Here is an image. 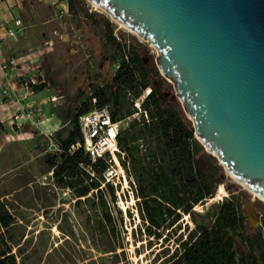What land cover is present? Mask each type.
<instances>
[{"label": "rangeland", "instance_id": "rangeland-1", "mask_svg": "<svg viewBox=\"0 0 264 264\" xmlns=\"http://www.w3.org/2000/svg\"><path fill=\"white\" fill-rule=\"evenodd\" d=\"M11 1L16 11L13 18H20L23 25L16 37L22 39L20 47L32 53V64L51 81L47 89L56 99L50 98L47 108L57 115L54 118L57 122L49 124L47 129L52 130L59 146L74 129L72 122L63 123L68 109L75 114L92 91L112 79L122 60L121 53L109 41L106 21H110L118 42L136 45L150 67L157 66V49L150 41L113 20L89 0H75V11L69 8L68 0ZM30 20L37 27H29ZM41 20L49 21L43 25ZM50 33L51 43L48 42ZM152 82L166 101L176 102L184 112L174 84L168 78L159 71ZM151 90L148 88L145 94ZM135 119L142 120L141 111L122 121L121 128L129 129ZM141 125L136 124L130 131H136ZM25 126L19 124L7 130L0 125V194L16 219L14 252L19 264H161L173 255L180 240L186 239L194 227L191 218L184 215L175 228L162 229L161 238H148L137 207L139 199L132 190L134 178L119 158L106 172V180L116 187L115 205L107 192V206H102L92 193L77 198L72 190L58 187L52 172L45 173L43 157L49 152L47 136L25 132ZM138 143L143 144L140 146L143 151L149 152L153 146L152 140L145 137ZM203 149L219 168L223 182L217 185L213 197L195 209L208 211L223 198L235 194L244 203V209L246 203H252L260 222L264 216V199L229 175L218 158ZM121 156L129 159L124 153ZM108 214L116 223L114 232L104 227ZM248 224L251 229L249 220Z\"/></svg>", "mask_w": 264, "mask_h": 264}, {"label": "trees", "instance_id": "trees-1", "mask_svg": "<svg viewBox=\"0 0 264 264\" xmlns=\"http://www.w3.org/2000/svg\"><path fill=\"white\" fill-rule=\"evenodd\" d=\"M68 4L75 11V0H68ZM105 28L109 41L122 55L120 65L112 79L92 91L75 114L68 109L63 123L72 122L74 129L61 140V151L44 155L45 173L52 172L55 184L72 190L77 198L92 193L100 205L107 206V192L115 205L116 187L106 180L111 163L105 157L93 161L81 146L79 117L106 105L114 121L122 122L141 111L142 120L135 119L132 129L120 128L118 158L134 178L132 190L139 199L137 207L144 221V233L148 238L159 239L162 229L175 228L184 215L194 224L173 255L161 264H264V216L252 233L243 202L235 194L223 198L208 211L195 209L213 197L217 185L223 182L219 168L203 152L192 121L176 102L166 101L153 84L152 78L159 75L158 67H150L136 45L118 42L110 21L105 22ZM30 86L33 91L45 89L44 85ZM148 88L152 90L146 95ZM137 100H141V109L135 105ZM140 123L136 131H130ZM142 137L152 140L149 152L143 151L140 147L143 144L138 143ZM123 153L128 160L123 159ZM3 196L0 194V264H19L14 252L17 223ZM104 227L112 232L116 229L109 214Z\"/></svg>", "mask_w": 264, "mask_h": 264}, {"label": "water", "instance_id": "water-1", "mask_svg": "<svg viewBox=\"0 0 264 264\" xmlns=\"http://www.w3.org/2000/svg\"><path fill=\"white\" fill-rule=\"evenodd\" d=\"M89 1L156 47L196 139L264 199V0Z\"/></svg>", "mask_w": 264, "mask_h": 264}, {"label": "crops", "instance_id": "crops-1", "mask_svg": "<svg viewBox=\"0 0 264 264\" xmlns=\"http://www.w3.org/2000/svg\"><path fill=\"white\" fill-rule=\"evenodd\" d=\"M30 5H33L32 2ZM13 15H16V11L12 7V1L0 0V24L5 21L13 23ZM30 21L31 24L29 27H37L35 26L37 25L35 22ZM48 21L41 20V23L47 25ZM56 32L54 30V33ZM16 37H7L4 34V54L0 58V125L3 124L7 130H13V126L25 124V129L28 127L25 132L28 133L37 132L41 134L39 132L40 130L45 132L52 131L48 130L47 127L49 124L56 125L57 120L54 121V118H57V115L52 111L49 112L47 105L53 94L48 89L33 91L25 85V82L30 77L38 73V70L37 65L32 64V53L30 51H23L20 47L21 43H23L22 39ZM48 42H53V35L51 33ZM3 61L8 62L7 70H3L1 67ZM4 88H9V97L7 98L2 96V90ZM22 107H25L26 110L29 108L42 110L43 122L39 124L40 130L31 126L25 118H21Z\"/></svg>", "mask_w": 264, "mask_h": 264}, {"label": "built area", "instance_id": "built-area-1", "mask_svg": "<svg viewBox=\"0 0 264 264\" xmlns=\"http://www.w3.org/2000/svg\"><path fill=\"white\" fill-rule=\"evenodd\" d=\"M23 29L22 20L20 18L14 19L13 23L2 22L0 24V58L3 57V40L4 34L7 37H15L18 32ZM12 63V61H11ZM3 70H7L8 62L3 61L1 64ZM35 76L30 77L25 85L31 88V84L44 85L45 89L51 87V81L45 72L40 71ZM32 90V88H31ZM2 96L9 97V88L2 90ZM144 97V96H143ZM141 97V99H143ZM52 100L56 97L51 96ZM135 105L141 109V100H137ZM21 118L29 121V124L40 130L39 124L43 122V113L41 109L34 110L29 108L26 110L22 107ZM79 124L83 134V143L81 146L91 156L93 161L98 158H107L110 163L119 162L118 153L120 152L118 145V137L121 128V121H114L109 106L95 107L91 111L82 114L79 117ZM41 134L47 136V150L49 152L61 151L60 146L53 137V132L42 131Z\"/></svg>", "mask_w": 264, "mask_h": 264}]
</instances>
